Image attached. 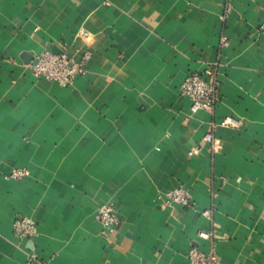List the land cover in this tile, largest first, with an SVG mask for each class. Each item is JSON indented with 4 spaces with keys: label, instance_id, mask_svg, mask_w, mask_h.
<instances>
[{
    "label": "crops",
    "instance_id": "crops-1",
    "mask_svg": "<svg viewBox=\"0 0 264 264\" xmlns=\"http://www.w3.org/2000/svg\"><path fill=\"white\" fill-rule=\"evenodd\" d=\"M263 21L264 0H0V264L26 263L23 217L52 264H264ZM46 51L89 53L85 73L36 78ZM208 68L220 98L194 114L180 87Z\"/></svg>",
    "mask_w": 264,
    "mask_h": 264
},
{
    "label": "built area",
    "instance_id": "built-area-1",
    "mask_svg": "<svg viewBox=\"0 0 264 264\" xmlns=\"http://www.w3.org/2000/svg\"><path fill=\"white\" fill-rule=\"evenodd\" d=\"M259 32L264 36V21L259 25ZM90 59V54L83 55L79 62H76L65 53H55L46 51L35 57L32 64V73L38 78L65 88L71 86L75 80L85 73V65ZM180 93L190 101L191 112L196 114L200 111L213 112L220 98V83L215 70L206 69L203 73H193L188 75L180 87ZM217 127L236 128L238 121L228 116L219 123L213 125V130ZM205 142L213 144V135L209 133L204 138ZM13 178L22 179L25 172L22 170L12 171ZM165 203L187 207L190 205V197L182 188L168 192L165 196ZM208 214V212H205ZM96 220L103 226L105 231L111 232L118 225V217L112 205L103 204L99 207ZM15 237L25 243L28 254L25 264H52L51 259H43L28 241L33 240L37 235L36 224L28 217L17 219L13 223ZM199 238L209 241V234L199 233ZM189 264H221L212 248L209 253H204L199 249L192 248L188 252Z\"/></svg>",
    "mask_w": 264,
    "mask_h": 264
}]
</instances>
